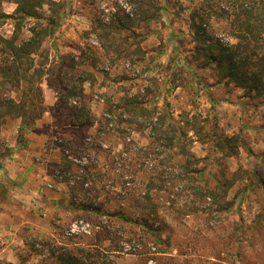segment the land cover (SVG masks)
I'll use <instances>...</instances> for the list:
<instances>
[{
  "label": "rangeland",
  "instance_id": "obj_1",
  "mask_svg": "<svg viewBox=\"0 0 264 264\" xmlns=\"http://www.w3.org/2000/svg\"><path fill=\"white\" fill-rule=\"evenodd\" d=\"M53 1L65 11L64 20L32 55L33 67L45 65L39 85L46 111L35 129L21 136L20 119H0V153L11 156L0 160V264H59L58 255L66 250L105 264H264V96L219 80L192 54L191 15L197 8L208 14L206 29L220 44H236L230 3L160 0L159 20L139 25L138 0ZM16 9L15 0H0V15L6 17L0 18V69L6 67L3 40L15 33ZM43 12L50 15L48 7ZM127 22L117 48L98 39L102 25ZM36 24L25 21L20 41ZM9 79L0 70V97L28 99L26 87L14 88ZM134 95L160 112L169 103L173 117L189 126L181 140L187 155H176L179 148L168 152L140 128L129 142L121 110L105 121L106 103ZM105 123L111 132L104 140ZM102 137L105 151L92 146ZM221 137H239L238 155L220 151ZM31 142L38 152L23 165L15 151L29 150ZM90 166L135 174L138 194L150 179L165 184L152 192L154 207L136 204L134 197L110 203L115 208L122 202L139 217L157 209L167 225L165 244L153 249L158 253L142 254L139 237L149 235L135 227L115 224L128 242L101 241L103 230L86 224V216L69 206ZM97 201L107 204L108 197ZM79 231L85 236L70 237Z\"/></svg>",
  "mask_w": 264,
  "mask_h": 264
},
{
  "label": "trees",
  "instance_id": "obj_2",
  "mask_svg": "<svg viewBox=\"0 0 264 264\" xmlns=\"http://www.w3.org/2000/svg\"><path fill=\"white\" fill-rule=\"evenodd\" d=\"M230 3L232 9L230 17H232L235 26L236 44L224 46L215 37L214 32L207 31L209 23L207 16L202 8H197L191 15V30L193 42L196 44L193 54L194 61L198 62L202 69L211 68L217 72V76L221 81L234 82L239 88L243 89L250 96H264V0H225ZM141 16L139 24L142 20L149 23L153 20L158 21L161 17V11L164 8L160 0H138ZM17 4L16 29L11 39H4V53L6 55V67H1L3 79H9V83L14 88L26 87L24 95L25 101L21 98L19 101L13 98L0 97V119L10 116L21 120L19 129L20 136L30 133L35 129L37 122L41 119L46 109L41 102L42 90L40 81L44 76V66L33 67L34 57L43 45V42L52 36L54 32L61 26L65 11L61 10V5L53 0H15ZM48 7L50 15L46 16L43 9ZM148 10H145L144 8ZM152 9H154L152 11ZM5 15H0L4 19ZM35 20L39 25L30 27L31 36L28 39L20 41L19 33L24 28L27 20ZM44 22V25L40 24ZM129 22L116 25L115 23L104 24L97 32L98 39L104 43L107 41L111 48L115 47L117 35L121 32L129 30ZM140 25V24H139ZM140 50V49H139ZM180 87V85H175ZM70 94H74L73 90H68ZM33 94V96H32ZM32 96V97H31ZM67 97V96H66ZM63 102V101H62ZM65 106V105H63ZM169 103H166L165 109L160 112L157 106L151 101H144L139 96H127L119 101V103H106L105 121H109L108 117L116 115L121 110L122 116L125 118V128L129 130L127 140L131 142L132 133L139 128L148 130L155 143H162L163 148L172 153L176 148L179 152L176 155H187L185 145L181 144L182 138L188 133L189 126L182 125L181 120L175 119L169 111ZM125 130V129H124ZM111 132L109 123H105L104 140L108 133ZM132 132V133H131ZM123 136L126 134L120 132ZM98 139L97 143H92L98 150L105 151L103 146L105 142ZM239 137H221L217 143V147L228 157L238 155L240 145ZM243 144V143H242ZM7 157H11L8 155ZM6 155L0 153V160L7 158ZM149 166L154 167L152 163ZM125 168V167H124ZM126 169V168H125ZM124 169V170H125ZM153 168L147 167L148 172ZM121 167L98 168L91 166L84 171L82 175L81 187L74 194L73 201L69 206L81 214L86 216V224H94L103 230L101 241H109L118 244L124 241V237L118 235L115 230V224L121 227H135L144 232L139 237V245L142 246V254L158 253L153 249L159 245L165 244L163 239L166 231V222L160 218L157 209L147 211L145 216H135L130 213L122 202L113 208L111 201L118 202L122 199L136 200V204L145 201L147 205L153 206L152 192L154 190H163L165 184H159L150 179L149 187L145 192L138 194L136 187L133 185L134 175L132 173H120ZM120 173V174H119ZM137 175V174H136ZM122 187L120 188V184ZM104 194L108 197L107 204L97 201ZM89 196V197H88ZM147 208V207H146ZM127 233V232H125ZM84 237V232L79 231L71 233L70 237ZM131 242L130 239L125 236ZM150 239L155 244L149 246ZM59 264H105L100 263L97 259H92L88 255L76 254L66 250L58 255Z\"/></svg>",
  "mask_w": 264,
  "mask_h": 264
},
{
  "label": "crops",
  "instance_id": "obj_3",
  "mask_svg": "<svg viewBox=\"0 0 264 264\" xmlns=\"http://www.w3.org/2000/svg\"><path fill=\"white\" fill-rule=\"evenodd\" d=\"M37 145L36 144H34V142H31V144H30V146H29V150H23V151H21V154H19V152H18V150L17 151H15V157L17 158V157H19L20 159L22 158V161L23 162H21V164H28V162H29V159H30V156L31 155H34V153H36V152H38V150H37ZM23 154V155H22ZM20 164V163H19ZM6 168H12L13 166L12 165H7L6 164V166H5ZM28 170V169H27ZM31 176L33 175V172H32V174H30ZM14 176V175H13ZM10 177L11 178H13L12 177V175H10ZM22 179V178H21Z\"/></svg>",
  "mask_w": 264,
  "mask_h": 264
},
{
  "label": "built area",
  "instance_id": "obj_4",
  "mask_svg": "<svg viewBox=\"0 0 264 264\" xmlns=\"http://www.w3.org/2000/svg\"><path fill=\"white\" fill-rule=\"evenodd\" d=\"M70 234H71V232H70ZM74 234V233H73Z\"/></svg>",
  "mask_w": 264,
  "mask_h": 264
}]
</instances>
